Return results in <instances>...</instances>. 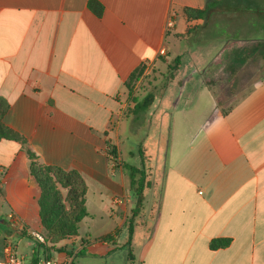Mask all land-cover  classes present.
Masks as SVG:
<instances>
[{"label":"crops","instance_id":"obj_1","mask_svg":"<svg viewBox=\"0 0 264 264\" xmlns=\"http://www.w3.org/2000/svg\"><path fill=\"white\" fill-rule=\"evenodd\" d=\"M96 1L101 16L90 0H0L3 123L24 142L0 141V214L41 234L30 151L87 186L79 236L54 257L113 264L126 248L132 264H264V0ZM176 58L173 80L135 113L132 73ZM233 89L247 92L223 110ZM143 116L167 123L166 162L137 213L128 167ZM213 239L231 243L212 250Z\"/></svg>","mask_w":264,"mask_h":264},{"label":"trees","instance_id":"obj_2","mask_svg":"<svg viewBox=\"0 0 264 264\" xmlns=\"http://www.w3.org/2000/svg\"><path fill=\"white\" fill-rule=\"evenodd\" d=\"M90 8L98 15L103 13V7L96 0H90ZM189 17H204V11H187ZM264 58V48L262 51ZM180 60L175 59L177 69ZM144 71L141 67L129 78L126 87L130 89L131 82L139 80ZM171 79V78H170ZM169 79V80H170ZM156 91L151 90L142 99H135V113L146 112L155 100ZM8 109V104L0 97V141L2 139L23 140L14 132L9 130L3 123V117ZM24 143V142H23ZM29 152L30 172L35 178L41 189V196L38 201L40 207L41 236L44 243L37 241V249L33 262L39 260V249H43L44 253H60L61 249L57 248L62 241L79 235V229L83 219L87 216L86 193L87 186L83 177L76 171H64L57 167L42 166L36 161L35 154ZM108 153L115 159L117 152L115 147L109 146ZM130 171V189L137 197V210L143 204L144 192L148 189L146 184V172L136 166L128 167ZM140 178L137 179V176ZM62 190L68 191V196L63 199ZM69 204V206L67 205ZM136 211V210H135ZM109 237L103 238L108 240ZM231 243L230 239H213L210 242V248L217 250L228 247ZM134 258L129 251L128 262L132 264Z\"/></svg>","mask_w":264,"mask_h":264},{"label":"rangeland","instance_id":"obj_3","mask_svg":"<svg viewBox=\"0 0 264 264\" xmlns=\"http://www.w3.org/2000/svg\"><path fill=\"white\" fill-rule=\"evenodd\" d=\"M164 62V60H163ZM176 66L175 60H172L169 64H159L157 67L151 68L146 75H142L139 80L131 82L130 89L126 87V92L129 94L130 100H135L143 98L148 92L153 90V88H158L159 90L156 93H161V89L164 85L169 83V79L172 77L174 69ZM259 77H264V71L260 73ZM173 80V78L171 79ZM178 82L177 78L174 80ZM156 86V87H155ZM247 92L246 89H233L227 92H224L222 98L221 106L223 110L229 109L234 103H236L241 97ZM129 113V112H128ZM148 124L146 119L139 121L137 127H139V136L137 143L135 144L134 151L132 153L134 164L137 168H142L145 171V165L148 163V171H145L146 178L149 179L146 184L148 188H151L152 183H157L161 181L162 172L164 170V164L166 162V129L167 123L163 124L162 121L158 120L156 122ZM152 125V126H151ZM125 156V155H124ZM140 178V175L137 176V179ZM158 184V183H157ZM133 193V192H132ZM63 199H66L68 196L67 190H62ZM134 195V194H133ZM135 199V209L134 211L139 213L142 210V206L145 202V192L143 197V204L137 210V197L134 195ZM69 206V204H67ZM150 207V203H148ZM81 228V226H80ZM80 231V229H79ZM17 234L11 221L7 220L4 214H0V250L3 251L6 243L12 245L16 248L20 256L24 257L27 261H30L32 257H35L33 250L35 244L37 245L38 239L34 234ZM41 235V234H40ZM79 236V235H78ZM72 238L66 239V241H73ZM44 239V238H43ZM78 239V238H77ZM76 239V240H77ZM81 239H83L81 237ZM65 241V240H64ZM78 242L80 240L78 239ZM58 248V247H57ZM126 248L118 249L116 254L112 258L113 264H121L128 262V252ZM56 257V256H55ZM93 260H89L87 255L76 253L75 263L76 264H92ZM95 263V262H94ZM97 264V263H96Z\"/></svg>","mask_w":264,"mask_h":264},{"label":"built area","instance_id":"obj_4","mask_svg":"<svg viewBox=\"0 0 264 264\" xmlns=\"http://www.w3.org/2000/svg\"><path fill=\"white\" fill-rule=\"evenodd\" d=\"M172 24L173 22L170 21L169 25ZM34 235L39 242L44 243V239L40 234L34 233ZM53 254L54 253H46L40 257L37 262H33L32 260L27 261L24 257L19 255L15 247L6 243L3 251L0 250V264H76V253L73 251H65L63 256L58 258L54 257Z\"/></svg>","mask_w":264,"mask_h":264},{"label":"clouds","instance_id":"obj_5","mask_svg":"<svg viewBox=\"0 0 264 264\" xmlns=\"http://www.w3.org/2000/svg\"><path fill=\"white\" fill-rule=\"evenodd\" d=\"M212 125V128L209 130V135H213L214 132L221 127L222 122L219 119H214L210 122Z\"/></svg>","mask_w":264,"mask_h":264}]
</instances>
